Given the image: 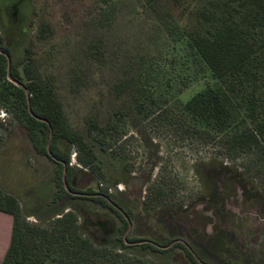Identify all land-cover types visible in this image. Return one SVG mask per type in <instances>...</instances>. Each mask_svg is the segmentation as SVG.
Returning a JSON list of instances; mask_svg holds the SVG:
<instances>
[{
    "label": "rangeland",
    "instance_id": "rangeland-1",
    "mask_svg": "<svg viewBox=\"0 0 264 264\" xmlns=\"http://www.w3.org/2000/svg\"><path fill=\"white\" fill-rule=\"evenodd\" d=\"M21 1L27 4L22 7ZM141 3L0 0V37L10 41L16 64L24 60L26 47L33 43L41 80L55 92L71 129L83 135L94 149L97 165L104 173L103 180L86 176L79 187L107 190L109 201L128 213L129 239L144 241H129L125 249L118 250L120 222L113 212L91 201H70L67 205H85L98 215L105 233L101 244L112 251L109 264L116 259L121 264H190L189 259L194 264H234L236 252L229 231L216 234L219 228H232V219L244 200L264 201V158L255 153L229 157L217 142L190 137L183 140L169 124L155 120L151 112L186 104L205 88L208 76L193 80L177 37L162 38L160 27H164L166 18L150 16ZM198 8V4L190 7L191 11ZM162 10L169 18L175 15L171 4L164 3ZM193 17L187 16L180 25L189 26V21L194 24ZM42 21L54 29L47 40L39 39ZM172 27L175 25H170L171 31ZM96 39L106 47V64L101 69L86 54ZM163 51L167 63L159 59ZM156 60L157 70L145 64ZM172 60L176 65H171ZM19 70L22 73L23 67ZM74 72L81 78L77 82L72 81ZM120 86L122 93L117 92ZM146 88L153 91L151 99L155 101L148 100V117L146 112H139L138 106L140 98L144 103L149 95ZM118 110L125 116L116 117ZM111 117L124 136L117 143L118 136L109 138L113 152H104L95 135L89 134L88 120L95 118L103 126ZM0 138V188L18 199L29 223L47 226L48 216L56 208L52 203L57 166L35 151L13 110L2 102L1 93ZM69 153L71 165L77 168L76 149L70 147ZM158 188L164 192L155 199ZM210 210L216 217L214 226L199 217L191 219L192 225L186 220L194 213L204 215ZM170 241L187 242L190 249H195L192 259L181 249L160 254L144 247L150 242L164 247ZM117 253H121L120 258ZM237 255H244L243 250L238 249Z\"/></svg>",
    "mask_w": 264,
    "mask_h": 264
},
{
    "label": "trees",
    "instance_id": "trees-1",
    "mask_svg": "<svg viewBox=\"0 0 264 264\" xmlns=\"http://www.w3.org/2000/svg\"><path fill=\"white\" fill-rule=\"evenodd\" d=\"M141 2L150 16L155 14L162 20L166 18L164 27H160L163 29L162 38L171 40L177 37L176 42L182 47L185 64L191 70L193 80L208 76L205 88L186 104L151 112L155 120L169 124L170 128L182 134L183 140L190 137L217 142L222 152L229 157L239 158L255 153L261 159L264 158V0ZM20 3L22 7L27 4L25 1ZM164 3L171 4L175 15L172 14L170 18L166 13L163 15ZM193 4L199 5L195 11L190 9ZM193 12H196L195 18ZM187 16L193 17L194 24L189 21V26L183 27L180 23ZM172 24L175 27L171 31ZM53 35L54 29L50 23L42 21L39 39L47 40ZM32 47L33 43L26 47L24 60L16 64L12 59L10 41L0 37V93L2 102L13 110L35 151L48 157L57 166V189L52 203L57 209L48 216L47 226L31 224L24 217L18 199L0 188V211L10 214L14 219L11 244L1 264H109L112 251L103 249L107 244H101L105 233L102 230L104 225L99 224L98 215L85 205L67 204L81 199L111 210L120 222L116 239L121 244L118 250L125 249L126 242L131 241L124 238L129 227L127 216L112 206L107 190L100 189L97 192L90 187H79L85 182L86 176L92 175L103 180L104 173L97 165L94 149L83 135L71 129L55 92L41 80ZM86 54L99 69L105 66L106 47L100 39L90 43ZM8 57L11 59L10 72ZM159 59L167 63L166 51L162 52ZM145 64L155 70L156 66L159 67L157 60ZM171 65H176V62L172 60ZM21 66L22 73L19 70ZM10 77L13 81H10ZM79 79L80 75L74 72L72 81L77 82ZM145 91L149 95L144 97V103L140 98L138 104L142 114L150 105L148 100L154 98L151 89L146 88ZM117 92L122 93L121 86L117 87ZM119 114L125 116L122 110L116 111V117ZM149 114L146 112L145 117ZM113 119L111 117L103 126L95 118L88 120V132L95 135L104 152H113L108 143L109 138L118 136L115 138L117 143L124 136V133L118 132L120 129ZM61 144L66 145L67 149L63 150ZM70 147L76 149L77 168L71 165ZM163 192V188H158V195L154 198L159 199ZM149 202L151 199L147 206H150ZM186 220L190 221L188 217ZM132 241L142 242L136 239ZM172 243L168 242L167 246ZM144 247L160 254L169 250L158 249L150 244ZM170 249H181L184 254L188 253L182 243L172 244ZM116 256L120 258L121 253ZM111 262L121 264L117 259Z\"/></svg>",
    "mask_w": 264,
    "mask_h": 264
},
{
    "label": "flooded vegetation",
    "instance_id": "flooded-vegetation-1",
    "mask_svg": "<svg viewBox=\"0 0 264 264\" xmlns=\"http://www.w3.org/2000/svg\"><path fill=\"white\" fill-rule=\"evenodd\" d=\"M19 11L20 10H18V13ZM112 206L115 207L117 210L121 211V213H123L125 216H127L128 213L120 210L118 206H115L113 204ZM213 212L214 211L210 210L208 212H205L204 215L194 213L192 216L191 215L188 216L190 220L188 222L192 225L193 222L191 221V219L199 217L202 221H205L207 224H210L208 226H214V224H216L215 222L216 217ZM127 220L130 227V222L128 217ZM128 230L124 235L125 240L129 239V236L127 235ZM230 230L233 231L230 232ZM225 231H229L228 235L232 237V241L235 247L234 249L236 254L234 255V264H264V201L263 200L262 201L244 200L242 202V205L238 206L237 214L232 219V228L229 230L225 228L221 230L219 228L216 236L221 235ZM131 242L133 241L131 240ZM173 242H174V244L172 243L173 245H175L176 243H182L185 246L186 252L189 253L190 258L192 259L193 252L195 249L194 250L190 249L187 245L188 244L187 242L186 243H183L182 241H173ZM128 243L129 242H126V245H128ZM137 243H141V242H137ZM131 244H134V242ZM149 244L162 250H167L172 247V244L171 246H164V247L153 245L152 242H150ZM238 249L243 250L244 255H242L241 257L237 255ZM188 253L186 254L187 256ZM189 262L190 264H194L193 261H191L190 259ZM196 264L199 263L196 262Z\"/></svg>",
    "mask_w": 264,
    "mask_h": 264
},
{
    "label": "crops",
    "instance_id": "crops-1",
    "mask_svg": "<svg viewBox=\"0 0 264 264\" xmlns=\"http://www.w3.org/2000/svg\"><path fill=\"white\" fill-rule=\"evenodd\" d=\"M14 219L5 212L0 211V264L4 260L12 239Z\"/></svg>",
    "mask_w": 264,
    "mask_h": 264
},
{
    "label": "water",
    "instance_id": "water-1",
    "mask_svg": "<svg viewBox=\"0 0 264 264\" xmlns=\"http://www.w3.org/2000/svg\"><path fill=\"white\" fill-rule=\"evenodd\" d=\"M8 70H9V72L11 70V59L9 57H8ZM9 79H10V81H13V79L11 77ZM27 97H28V99L30 97L28 94V91H27ZM51 138H52V134H51Z\"/></svg>",
    "mask_w": 264,
    "mask_h": 264
}]
</instances>
